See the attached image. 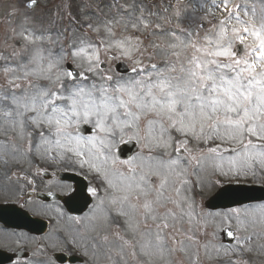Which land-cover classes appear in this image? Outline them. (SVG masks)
I'll list each match as a JSON object with an SVG mask.
<instances>
[{
    "label": "snow or ice",
    "instance_id": "snow-or-ice-1",
    "mask_svg": "<svg viewBox=\"0 0 264 264\" xmlns=\"http://www.w3.org/2000/svg\"><path fill=\"white\" fill-rule=\"evenodd\" d=\"M35 5L36 0H27V7ZM223 8L227 11L226 0ZM100 14L102 10L98 9L97 15ZM153 16L155 13L148 12L143 3L134 4L128 10L127 21L123 17L116 19L105 16L102 24H95L88 18L81 20L70 15L69 25L63 30L64 33H71L68 47L61 46L55 60H49L46 68L38 65L41 78L46 83L38 85L32 92H22L19 95L5 92L0 95V101L7 100L11 103L16 115L21 118V129L25 123L24 118L27 117L36 128L47 126L50 135L61 137L68 145L66 152L75 153V162L81 167L88 164L92 171L107 182L108 188H116L117 185L109 179L107 172H102L99 167L83 159L86 155L83 148L90 146L87 153L90 155L94 154L92 149H96L101 155L106 152L105 160L111 159L115 165L117 143L124 142L127 132L141 136V121L148 114L152 118L147 119L145 138L162 149L169 147L170 142H175V151L188 153L189 144L181 137L197 143L218 140L240 146V150L233 149L235 156L229 160L233 166L229 168V172L233 171L238 160L243 163L237 173L253 168L255 162L264 167V73L257 71V61L264 63V43L256 47L246 45L250 51L249 57H237L233 41L245 45L250 32L248 22L235 12L228 19L218 21L219 32L215 39L206 37L207 46L203 48H197L190 40L182 39L174 31H165L160 23L152 20ZM233 18L243 26H230ZM122 22L123 31L118 33L116 26ZM164 22L168 21L165 19ZM129 28L134 31H129ZM89 32L100 39L94 41ZM141 32L147 33L143 39L138 35ZM255 35L259 37V32ZM164 36L171 38L167 45L162 43ZM25 39L32 42L30 34ZM101 45L104 54L114 50V61L125 58L132 63L135 76L114 79L113 74L102 71V67L107 69L108 64L101 60ZM162 47H167L170 57L174 59L170 58L163 63L152 62L157 50ZM181 48L202 51L208 59L201 62L198 56L193 55L187 59L186 64H180L177 74V63L181 56L177 49ZM145 59L149 63H144ZM40 60H44L42 54ZM3 71L7 74L13 69L5 67ZM28 75L30 73L26 72L25 77ZM89 76L99 77L102 83H85ZM53 84L55 87L51 86ZM4 115L11 116L12 111L5 112ZM81 125H91L92 128L87 131L95 129V134L83 135L85 130ZM40 136L42 142H49L43 131ZM254 140L260 143L256 144ZM55 143L61 145V139H56ZM208 152L222 156L218 147H209ZM191 159L195 160V157ZM180 162L179 157L169 159L168 167L174 170ZM132 171L135 172V168ZM221 174H228L223 171L222 166ZM158 179V186L153 187L155 181L150 183L144 175L138 180L133 178L123 189H118L125 194L113 196L108 203H128L133 210H138L145 227L156 229L155 247L163 256L166 239H176L180 234L176 223L170 221L187 217V222L191 224L196 216H203V213L195 211L194 202L189 197L180 196L179 187L173 190L179 199L166 195L165 185L168 184V179L165 176ZM182 183L187 184L188 181ZM88 194L96 196L97 190L90 189ZM227 195L236 196L237 193ZM182 202L186 204V210L181 208L182 215L178 217L168 205L171 203L180 208ZM234 202L242 203L239 200ZM104 204L105 201L100 200L97 208ZM95 211L93 209L94 213ZM110 211L114 215L106 213L107 219L116 223L123 218L125 226L135 230L129 222L128 213L122 207H113ZM260 212L264 216V206H261ZM241 214L240 210L234 209L231 216L240 222ZM243 214L252 215L247 209L243 210ZM148 220L153 224L148 225ZM115 234L120 235L118 229ZM226 234L238 239L232 229H226ZM120 239L123 240V237L120 236ZM151 247L152 243L148 241L141 246V253L150 255L147 249ZM171 251H175V248ZM242 251H251V248H243ZM131 255L135 258L136 253L132 252ZM229 264L245 262L237 260L229 261Z\"/></svg>",
    "mask_w": 264,
    "mask_h": 264
},
{
    "label": "rangeland",
    "instance_id": "rangeland-1",
    "mask_svg": "<svg viewBox=\"0 0 264 264\" xmlns=\"http://www.w3.org/2000/svg\"><path fill=\"white\" fill-rule=\"evenodd\" d=\"M96 1L97 0H40L39 5L35 10L29 9L26 6L27 0H0V95L5 92H15L17 95L22 92H32L38 85L46 83L41 76L42 73L38 70V65H42L44 68L47 67L49 60H55L60 52L61 46L67 48L70 43L71 33H64V29L69 25L70 15L76 17L77 19L83 20L88 18L95 24H102L104 17L120 19L127 21L128 10L134 4L143 3L146 5V10L151 13H155L152 20L160 23L161 27L165 31H174L177 35H180L182 39L190 40L194 43L197 48H203L207 46L206 37L215 39L217 33L219 32L220 25L218 21L228 19L229 15L234 14L235 8L237 11L244 14L241 18L247 21L246 18L254 19V14L258 10L264 8L263 0H236L240 1L239 5L233 6L231 10L227 13L223 9L224 0H197L193 3L185 4V0H179L174 3V0H125L122 3L120 0H110L107 7L97 8L102 10V14H96ZM251 1H255L252 5ZM227 6L229 0H226ZM233 3V2H232ZM125 6V7H122ZM92 7L95 14L92 13L85 14L86 11ZM255 8H258L255 10ZM70 14V15H69ZM264 16L258 15V24H264ZM165 19L168 21L165 23ZM255 20V19H254ZM247 27L249 28L250 35L246 37V44L244 46V52L242 56L238 58H248L250 55L249 49L246 45H256L264 43V27H258L255 24L247 21ZM230 26L241 27L243 25L238 24L233 18L230 21ZM254 26V27H253ZM86 28V26H85ZM129 31H134L131 28ZM116 31L119 33L123 31V22L116 26ZM259 32V37L255 35ZM63 33V34H62ZM187 33L188 35H184ZM31 35L32 42L25 39V36ZM141 39L144 38L147 33H138ZM170 37H162V43L167 45L170 42ZM21 40L23 41V46H15V42ZM146 43L148 41H145ZM239 43L233 41V49L236 51ZM102 49V55L103 48ZM114 52V50H111ZM180 51V61L179 63H187V59H190L193 55L199 57L201 62H204L208 57L201 51L196 52L194 49H177ZM170 50L167 47H162L158 49L156 55L165 59H169ZM41 54L44 56V60H40ZM237 54V53H236ZM145 63H149L147 59L144 60ZM178 64V63H177ZM11 68L13 71L4 73L3 69ZM178 66V73H179ZM257 71L264 73V63L257 61ZM30 73L25 77V73ZM97 78V84H101L102 81ZM117 78L114 75V79ZM14 81V83H10ZM19 85V87H17ZM12 111L11 116H5L4 113ZM152 118L148 117L147 119ZM20 117L16 115L13 110V106L7 100L0 101V159H21L22 162H30L31 159H77L75 153L68 154L66 152L67 144L63 141L61 137H56L49 134V129L47 126L42 128H36L33 124L31 127L27 126V117L24 118L25 123L23 129L20 125ZM142 124H147V120H142ZM143 132L139 137L141 140L146 141L150 149L154 152L166 151L172 152L175 156L180 158L181 162L178 166H175L174 170L168 167L169 159L163 158L159 155L157 159H139L138 161H133L129 164L131 167H125V170L119 168L112 164V182L117 185L116 188H111L109 190L114 191L111 195L110 191H106L105 188L101 189L102 195L100 200H104L105 203L113 197L123 196L125 193L122 190L126 183L132 182L133 178L137 179L144 175L146 179L151 181V178H155V183L153 187L158 186L160 176H165L168 179V184L165 185V191L170 193L174 199H179L180 197L176 195L173 191L175 188L179 187L181 189L180 196H187L193 202L195 206V211L197 213L202 212L203 216H196L191 224L187 222V217L183 220L170 221V223H176L177 228H183L182 233L178 235L176 239H166L163 247L165 252L163 256L160 254L159 250L156 254H151V249L147 250L150 255L145 256L140 252H135L132 248L137 247L136 244L123 243L118 241L115 236V231L119 229L123 231L124 221L121 219L117 221L119 224L112 225L111 222L108 224H98L97 226L92 223L86 222L88 228L79 229L74 226L72 229L70 227L66 228V232L73 233L74 235L81 237L82 239L87 238L89 233L93 240H99V242L94 243V248L89 244L90 247L80 250L83 255L86 256V263L83 264H165L164 259L167 264H199L197 256L192 253L189 249L190 246H204L205 247V259L206 263L218 264V257L213 256L210 252L212 250H220L222 246L218 245L219 233L222 228L226 225H231L236 228L238 235L240 236L237 244L243 248H251V251H242V254L250 255V257L258 258L260 254H264V216L261 215L260 209L263 204H255L252 207H246L239 209L241 211L240 222L231 216L232 212H221V213H208L201 210L202 203L211 196L219 186H222L227 182H256L264 184V167L260 165L259 162H255L253 168L244 169L237 173V169L240 168L242 161L236 162V167L233 171L229 172V168L233 167L229 160L231 157L235 156L233 149L240 150V146L235 143H226L224 147H230V152L222 151V156H218L213 153L208 152L210 145L220 146V141H201L199 143L195 141L186 142L189 144V152L180 154V152L175 151V142H170V146L166 149L158 147L156 144L150 142L146 139L147 136V125L142 126ZM158 129V125L156 126ZM43 131L44 137L49 141L48 143L42 142L40 133ZM31 133V135H29ZM126 135H132L131 132H127L124 135V140ZM175 136V134H173ZM61 139V145H56L55 140ZM167 139V134L165 135ZM181 139H185L181 137ZM257 143V140H254ZM238 145L239 147L234 146ZM75 147V145H73ZM90 146H85L83 149L88 150ZM219 148V147H218ZM31 149V150H29ZM177 152V153H176ZM54 154V158L51 155ZM170 155L167 154V158ZM195 157V160L191 159ZM91 158H86L91 164ZM111 160V159H110ZM10 166V165H6ZM5 166V167H6ZM221 166L224 172H228L227 175L221 174ZM5 167L0 166L3 170ZM135 168V172L132 171ZM179 173V175H177ZM123 174V175H121ZM4 177V174L2 175ZM183 181H188L187 184H183ZM21 189L17 192V199H20L23 195L21 191L25 186L18 184ZM200 189V190H199ZM2 190V189H1ZM0 190V192H1ZM200 192V193H197ZM23 198H25L23 196ZM116 205H120L118 202ZM124 205V204H123ZM172 205L173 211H175L179 216L182 215L180 209L184 208L186 210V204L183 202L180 204V208ZM120 207V206H112ZM32 212V208H29ZM98 210L100 209L97 208ZM249 210L252 215H244L243 210ZM125 210L127 208L125 207ZM128 211L129 218L137 221L139 225H144L143 218L140 216L139 212L136 210ZM102 218L106 217L104 212H101ZM198 217L203 219L198 220ZM148 225H152L151 220L147 221ZM57 223H52L48 235L45 237L46 242L51 244V246L58 247L59 250H64L66 252H78L79 243L73 244V251H67L65 245H60V238L55 237V231L57 230ZM192 226L193 237L192 239H186L185 228ZM117 227V228H115ZM113 232L111 231V229ZM153 229L155 228H147ZM83 231V233L78 234L77 231ZM180 230V229H179ZM219 231V233H218ZM112 233V234H111ZM120 233V232H119ZM218 233V234H217ZM163 235V233H162ZM214 236L211 238L210 236ZM63 240L67 238L65 234L62 233ZM216 237V238H215ZM249 237L251 239H249ZM62 238V237H61ZM126 242V241H125ZM203 243H205L203 245ZM7 249H15L21 246L17 244L15 248L4 245ZM95 248L98 250L96 251ZM99 248L101 250H99ZM175 248V251L171 249ZM56 250V249H53ZM220 255L233 257V253L236 252V247L233 249L223 248L220 250ZM132 252L136 253L135 258L131 255ZM218 256V255H217ZM88 257V259H87ZM94 257H97L96 261ZM169 258L171 260L169 261ZM51 264H56L52 258L49 259ZM90 261V262H89ZM231 261V260H229ZM229 261L226 264H229ZM242 261L245 262L244 256ZM44 262H47L46 260ZM39 260L30 259L28 263L30 264H42ZM97 262V263H96ZM253 264H258V260H253ZM248 262H245L247 264ZM48 264V263H47Z\"/></svg>",
    "mask_w": 264,
    "mask_h": 264
},
{
    "label": "water",
    "instance_id": "water-1",
    "mask_svg": "<svg viewBox=\"0 0 264 264\" xmlns=\"http://www.w3.org/2000/svg\"><path fill=\"white\" fill-rule=\"evenodd\" d=\"M229 202H232V201H229ZM229 205H232L231 203H229ZM0 211H4V210H0ZM10 225H12V224H10ZM13 226H16V227H24V228H28V229H30V228H32V225L31 224H29L26 220H25V218L24 217H20V219L18 220V224L17 225H13Z\"/></svg>",
    "mask_w": 264,
    "mask_h": 264
}]
</instances>
